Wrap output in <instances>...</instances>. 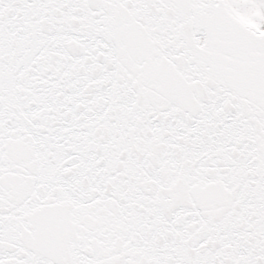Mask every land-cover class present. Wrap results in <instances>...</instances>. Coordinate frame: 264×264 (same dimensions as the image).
<instances>
[{
    "label": "snow or ice",
    "instance_id": "6c2138e0",
    "mask_svg": "<svg viewBox=\"0 0 264 264\" xmlns=\"http://www.w3.org/2000/svg\"><path fill=\"white\" fill-rule=\"evenodd\" d=\"M0 264H264V0H0Z\"/></svg>",
    "mask_w": 264,
    "mask_h": 264
}]
</instances>
